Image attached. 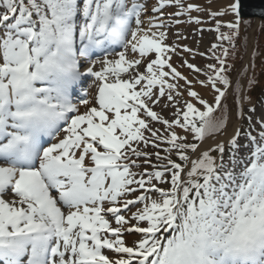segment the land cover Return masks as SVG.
Here are the masks:
<instances>
[{"label":"snow or ice","instance_id":"obj_1","mask_svg":"<svg viewBox=\"0 0 264 264\" xmlns=\"http://www.w3.org/2000/svg\"><path fill=\"white\" fill-rule=\"evenodd\" d=\"M241 23L239 0H0V264H264Z\"/></svg>","mask_w":264,"mask_h":264},{"label":"rangeland","instance_id":"obj_2","mask_svg":"<svg viewBox=\"0 0 264 264\" xmlns=\"http://www.w3.org/2000/svg\"><path fill=\"white\" fill-rule=\"evenodd\" d=\"M233 2H236V0H232ZM204 7H210L213 11H216V10H219V8L225 6L222 5V2L221 0H211V3H209V0H204V3L202 4ZM169 11H172V9H169ZM202 18L204 19H207V15L206 13H200L199 14ZM182 19H186V18H182ZM225 19H232L231 16L229 17H226ZM254 21V27L257 26L259 24V22H262V21H256V20H253ZM185 26V36L188 37V39H186L187 41H185V44H187L188 46H190L191 48L193 49H198L199 51L203 52L205 51L211 43L215 42V35L214 33L212 32H203L202 34L201 33H197L196 32V28L197 26L194 25V24H187V23H184L183 24ZM209 25H204V27H208ZM255 28L251 29L249 31V34H248V39L246 40L245 44V49H247V52L248 53V46L250 45L251 49L253 47V42H254V38L252 36V33H253V30ZM172 31V30H171ZM241 30H240V34H241ZM252 39V41H251ZM197 41H199V44H197ZM240 43H241V40H240ZM240 48V45H238L237 49V61L235 62L237 67H239L241 64H246L249 62V58H246V54L244 55V53L242 52L241 53V50L239 49ZM253 50V49H252ZM241 53V54H240ZM239 54L240 56L242 55L244 57L243 60H240L239 59ZM187 55V54H186ZM263 56V54L261 55V57ZM189 60L191 63H195V64H198V65H203L205 63V60L199 56H197L195 59H192L191 57H189ZM258 61L260 63H258L256 65V67L259 66V69H263L264 68V64H263V61L260 60L258 58ZM257 61V62H258ZM178 62V58H174L173 60V63H177ZM99 67V66H98ZM98 70V68H97ZM183 71L187 74L188 70L187 69H183ZM255 73H258L260 74L261 71L259 70H255ZM263 77L261 78V80H259V87L257 88V90H255V92L251 95L252 97V100L254 102V106L256 108V114H255V117L254 119H259L260 116L262 114H264V75H262ZM90 79V78H89ZM84 80L82 81V84H83ZM91 84V79H90V82L88 80H86L84 82L83 85H79V88H82V89H87L88 86ZM206 98H208L206 96ZM210 99V98H208ZM157 111H159V109H157ZM165 116L169 117L170 118V110H165V112L163 113ZM151 150V149H149Z\"/></svg>","mask_w":264,"mask_h":264},{"label":"trees","instance_id":"obj_3","mask_svg":"<svg viewBox=\"0 0 264 264\" xmlns=\"http://www.w3.org/2000/svg\"><path fill=\"white\" fill-rule=\"evenodd\" d=\"M261 25H264V22H259V24L254 27V21L253 20H248V19L245 21L242 20L241 27H240V30L242 33L239 35V38L236 41L237 47H238V45H240L239 49L241 50V53L243 52L245 55L247 52V49H245V46H246L245 42L248 39L247 37H248L249 31L251 29L255 28V30L252 33V36L254 38L252 49L257 50L259 53V55L256 57V59L254 61L255 66L258 63H260L258 61V58L260 60H262L263 64H264V30L261 29ZM240 40H241V43H240ZM240 54H239V56H240ZM262 54H263V56L261 57ZM249 60L251 61V56L249 57ZM255 70H259V71H261V73L258 74L255 72L254 73L250 72V75H254L256 80L258 81L257 85L249 93L250 95H252L255 92V90H257V88L259 87V84H260L259 80H261V78L263 77L262 75H264V68L260 70L259 66H258V67H255Z\"/></svg>","mask_w":264,"mask_h":264},{"label":"water","instance_id":"obj_4","mask_svg":"<svg viewBox=\"0 0 264 264\" xmlns=\"http://www.w3.org/2000/svg\"><path fill=\"white\" fill-rule=\"evenodd\" d=\"M241 19L264 21V0H239Z\"/></svg>","mask_w":264,"mask_h":264},{"label":"bare ground","instance_id":"obj_5","mask_svg":"<svg viewBox=\"0 0 264 264\" xmlns=\"http://www.w3.org/2000/svg\"><path fill=\"white\" fill-rule=\"evenodd\" d=\"M147 2L149 3V5H151L152 3L155 2V0H147ZM193 2L202 5L204 3V0H193ZM221 2H222V5H224V4L226 5L228 3H233L232 0H221ZM168 11H169V9H168ZM193 15H196V14L194 13ZM178 28L185 35V33H184V31L186 30L185 26L183 24H181V25L178 26ZM174 32H175V29H172V31L169 32V41H168L169 43H171L173 40H175ZM185 41H187V40H181V41H178V42L182 43V44H185ZM80 85H82V83ZM207 97L210 98L209 96H207Z\"/></svg>","mask_w":264,"mask_h":264}]
</instances>
